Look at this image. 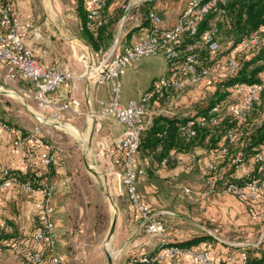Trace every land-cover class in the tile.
<instances>
[{
  "label": "crops",
  "instance_id": "1",
  "mask_svg": "<svg viewBox=\"0 0 264 264\" xmlns=\"http://www.w3.org/2000/svg\"><path fill=\"white\" fill-rule=\"evenodd\" d=\"M8 1L20 16L25 43L34 50L44 65L63 66L73 74H79L86 69L81 55L87 56L88 66L99 59L97 45L80 35L77 0H72L71 7L65 6L64 0ZM134 1L124 22L119 1H112L106 6L105 11L110 17V22L104 28L106 39L103 44L100 42L99 46H116L122 50L125 46L135 43L152 24L149 11H154L160 17V28H171L177 23L186 5V0ZM86 2L88 7V0ZM26 23H30V26L27 27ZM168 70L167 64L166 71L153 76L145 91L151 87L154 79L166 74ZM207 80L208 78L204 79L200 85ZM122 82L123 75L121 84ZM11 84L14 88L4 91H18L22 96L21 89L27 82L18 80ZM101 85L108 87L102 90ZM209 89H212L210 82L204 94ZM143 93L128 97L122 102L139 98ZM56 94L63 99L79 98L82 102V112H66L62 123L57 125L49 112H43L38 105L28 102L26 106L33 115V122L29 126L12 122L14 125L7 129L2 126L3 121L0 120V168L22 172L37 170L38 173H45L42 183L56 185L51 197L54 206L56 254L62 258L63 264H94L90 262V258L93 253L91 250H96L95 239L100 232L96 226V206L100 202L89 195L88 191H93L96 187L97 190L100 189L97 174L103 179V183L107 181L106 175L112 176L114 199L126 197L128 201L125 191L120 193L118 177L111 172V161L121 156L114 142L123 134L126 126L114 118L105 120L100 135L113 143L110 150L102 151L98 143L99 136L93 133L92 114L101 110L102 101L111 98L110 84H97L90 79H72L68 85L61 86ZM180 100L183 101V97ZM188 111L177 110L184 114ZM148 112L147 125L151 123L154 115L174 111L152 106ZM41 117L46 119V124L42 126L43 143L27 140L23 146L16 147L14 140L22 134L21 130L32 131L39 124ZM46 152L54 156L49 165H46L42 158ZM29 154L32 160L25 164L24 157ZM175 158L174 166L162 164L158 167L150 155H142L139 152L135 156V166L142 170L138 190L157 218L165 223L167 239L177 243L207 236L206 240L191 248H207L214 257L220 259L233 256L235 260H239L244 250L248 249L264 251V191L260 192L252 206H247L234 194L212 186L205 172L211 156L205 150L197 147L192 152H179ZM255 166L256 159L251 156L243 167L235 170L234 176L242 178ZM117 169L120 167L117 166ZM197 172L201 173L203 180H198L197 175L192 182L190 178ZM89 175L94 183L88 181ZM44 197L41 190L27 191L15 180L1 184L0 228L6 231L14 230L23 236L25 242L33 234L34 219L39 203ZM127 209L129 210V202L122 209L118 205L113 241L125 238V243L129 244L132 240L130 249L140 250L141 254L147 253L146 250H159L162 238L149 234L137 216L130 214L126 219ZM155 242L157 246L154 247ZM16 250L0 245V264H32ZM7 251L8 254L17 253L11 255L14 260L7 255ZM83 252L86 254L85 258L80 260Z\"/></svg>",
  "mask_w": 264,
  "mask_h": 264
},
{
  "label": "built area",
  "instance_id": "2",
  "mask_svg": "<svg viewBox=\"0 0 264 264\" xmlns=\"http://www.w3.org/2000/svg\"><path fill=\"white\" fill-rule=\"evenodd\" d=\"M109 0H88L89 27L94 24L102 25L106 22L102 9ZM123 9L122 21L130 12L134 0H117ZM226 0H186V5L177 23L171 28H160V17L151 11L149 17L152 20L151 26L139 39L124 49L119 50L116 46L100 48L99 59L88 66L89 62L85 54L81 59L86 64V69L73 74L63 66H46L40 62L34 50L25 43L22 35V22L16 9L8 0H0V74L8 81H25L27 85L22 87V96L26 100L35 101L43 112H49L55 124L60 125L63 116L68 111L80 113L82 102L79 98H60L56 93L61 86L68 85L72 79L84 81L90 79L97 84L108 83L111 86L112 96L108 100L101 102L102 108L92 114L93 133L98 138L101 150L111 148L112 143L102 137L101 131L106 119L114 118L125 124L123 134L114 142L121 156L111 161V172L120 181V193L125 191L129 208L133 215L137 216L149 234H155L162 238V245L154 253H143L133 256L134 264H181L187 261L190 264H248L246 254H242L239 260L233 256L227 259H220L213 256L211 250L207 248L195 249L184 247L167 239V227L165 223L157 218L149 204L145 202L138 190L139 176L141 169L135 166V156L137 155L143 130L147 126L148 106L154 93L162 95L164 90L180 89L187 85L200 83L205 77L213 74V69L199 68L198 47L207 46L214 56L221 47L220 42L215 38L216 28H211L203 32L194 41H186V38L198 35L199 24L203 17L209 12L218 9ZM27 27L30 23L25 24ZM259 42L258 32L251 33L243 42L242 48L256 46ZM153 54H162L169 66L166 74L153 80L151 87L139 98H132L126 103L120 100L121 76L128 67L143 57ZM237 66L235 59H231L228 67L221 76H226L234 71ZM264 88V71L262 80L259 83L247 85L240 83L237 90L243 94L242 100L228 107V110L239 118H244L251 110L253 104L260 99L261 91ZM212 112L215 113L213 121H217L223 114V109L219 105L214 106ZM46 124L44 117L40 118L39 124L29 131L25 136L20 133L14 140L16 147L23 146L27 140H34L38 144L43 143L42 126ZM193 121L186 124L187 133L194 134L192 129ZM4 128L10 126L2 122ZM231 137V133L229 134ZM43 161L46 165L52 163L54 156L49 152L43 153ZM257 160H264V151L256 152ZM32 156L26 155L24 163L28 164ZM166 162V159L163 161ZM232 162L237 163V168L244 166L243 154H238ZM117 166L120 169H117ZM264 167V165L262 166ZM211 170L216 169L213 162L209 163ZM7 169L0 168V177L6 174ZM224 178L223 174L220 176ZM13 179L8 178L2 184H6ZM215 189L229 192L237 196L247 206L257 200L260 192L264 191V179L251 178L243 184L233 181L225 182L222 185L213 177L210 179ZM23 188L34 192L41 190L44 199L39 203L37 213L38 226L33 232V243L36 250H16L23 257L25 256L32 264H63L61 257L56 254L55 249V222L54 206L51 197L56 188L55 184L45 182L41 187H33L30 183H23ZM253 212L254 209L252 208ZM16 245V244H15ZM45 246L50 247L49 256L45 254L47 250H41Z\"/></svg>",
  "mask_w": 264,
  "mask_h": 264
},
{
  "label": "trees",
  "instance_id": "3",
  "mask_svg": "<svg viewBox=\"0 0 264 264\" xmlns=\"http://www.w3.org/2000/svg\"><path fill=\"white\" fill-rule=\"evenodd\" d=\"M112 1L115 0H109L102 9L106 22L102 25L94 24L93 27H89L87 2L86 0H77L80 35L92 44L97 45L98 49L109 47L99 46V43L103 44L106 39L104 28L109 24L110 17L107 15L105 8ZM148 13L150 14V11ZM123 14L124 12L122 16ZM211 28H216L215 38L220 42L221 47L214 56L207 46L198 47L199 68L207 67L214 70L217 66L222 69V73L228 67L229 61L235 59L237 62L235 70L229 72L226 76L210 74L205 77L204 79L208 78L212 89H209L195 108L188 111L187 114L161 112L154 115L151 123L142 132L138 153L150 155L158 167L162 164L174 166L177 153L192 152L199 147L211 156L210 162L216 165L214 170L209 168L210 162L206 165L205 172L209 180L215 177L220 185L229 181L243 184L251 178L263 180L264 167L262 166L264 160H257L255 154L260 150L264 151V88L261 91L259 101L253 104L244 118L237 117L228 110V107L239 103L243 98V94L237 90L238 84L251 85L262 80L264 71V0H226L225 4L203 17L199 24L198 35L186 38V41H194L203 32ZM254 31L258 32V44L242 48V42ZM222 40L227 42L229 51L228 54L220 56L223 51ZM200 83L187 85L180 89L164 90L162 95L154 93L148 108L152 106L160 108L167 101L173 102L183 92ZM217 105L222 107L223 114L217 121H213L215 113L212 112V109ZM189 120L193 121L192 129L195 133L192 135L187 133L186 124ZM4 122L9 126L14 125L9 121ZM21 132L23 136L28 133L26 129H22ZM230 133L231 137L229 136ZM240 153L243 154L244 163L247 162L249 157L254 156L256 166L242 178H236L234 172L237 170V163H233L232 160ZM165 159L166 162H163ZM221 174L224 178L220 177ZM44 175L45 173H38L37 170L22 172L7 169L6 174L0 177V185L6 179L11 178L21 186L23 183H30L31 186L37 188L43 185L41 180ZM102 209V203H98L96 206V226L100 230L103 229L101 226H104L107 221L106 212ZM38 224L36 218L34 231ZM22 238L23 236L14 230L6 231L0 228V245L17 250L37 249L32 240L33 234L25 242ZM206 239L207 236H198L177 243L184 247H191ZM41 250H47L45 254L48 255L49 250L52 249L45 246ZM258 251L244 250V254L248 258V264H264V251H259L256 254ZM24 258L28 261L25 256ZM181 264L190 263L182 261Z\"/></svg>",
  "mask_w": 264,
  "mask_h": 264
},
{
  "label": "rangeland",
  "instance_id": "4",
  "mask_svg": "<svg viewBox=\"0 0 264 264\" xmlns=\"http://www.w3.org/2000/svg\"><path fill=\"white\" fill-rule=\"evenodd\" d=\"M63 2L65 6H73L72 0H64ZM222 41L223 51L220 53V56L228 54L229 51L227 47V42L224 40ZM166 68V60L162 54H153L139 58L135 62L134 67L132 69L126 70V72L123 74L120 100L124 101L128 97H136L143 93L147 89L148 85L151 83L152 77L161 75L163 72L166 71ZM215 68L216 69L213 70V75L216 76L218 74H221L222 69L218 68L217 66ZM208 81L209 80L203 82V84L201 85L199 84L200 86L197 85L189 89L188 91L183 92L180 96H178L176 100H173V102L167 101V103L163 104L160 109H169L173 110L174 112H177V110L179 109H183V111L194 109L196 104L200 102L201 98L204 96V92L207 90V86L209 83ZM11 83L12 81L6 80L3 74H0V120H2L3 122H18L19 124H26L29 126L30 123L33 122V115L31 114V111L27 108L26 103L29 102L33 103L32 105H35L36 102L34 101V103L30 102L31 100H26L23 96L18 93V91L16 93L4 91L10 88H14ZM101 87L103 90L108 87V85H101ZM182 97L183 101L180 100ZM83 172L86 175V172ZM96 176H98L96 177V179L98 178L97 180L100 185V189L97 190L96 187L95 190L88 191V194L92 195L93 198L98 199V201L102 203V210L106 212L107 221L104 226H101L103 229L98 232V237L95 239L94 249L96 250H91V252L93 253L92 257L90 258V262H93L94 264H108V258L106 254V250H108L113 257L114 264H134L132 261L133 256L140 255L141 251L130 249L132 246V240H130L128 244V242L125 243V238H120L113 241L112 236L109 240L107 239L113 216H118V205L122 209L124 206H126L128 201L126 197H119L117 199H114V194L111 188L113 182L112 176L107 177L106 175V184L103 183V179L98 174ZM196 177L198 180H203V178H201V173L199 174L197 172L195 175L191 176V181L193 182L192 179L194 178L195 180ZM88 181L90 183H94V180L90 178V175L88 177ZM156 183L159 186L158 180H156ZM110 196L113 198V201L109 199ZM126 214V219L130 217V214L133 215L130 208L129 210L127 209ZM133 217H135V215H133ZM36 218L37 214L35 216V219ZM154 244V247L157 246L156 242ZM155 251L156 250H146L145 252L154 253ZM13 254L16 255L17 253L14 252ZM13 254L10 252L8 254L7 251V255H9V257L14 260V257L11 256ZM85 255V252H83L80 260H84Z\"/></svg>",
  "mask_w": 264,
  "mask_h": 264
},
{
  "label": "water",
  "instance_id": "5",
  "mask_svg": "<svg viewBox=\"0 0 264 264\" xmlns=\"http://www.w3.org/2000/svg\"><path fill=\"white\" fill-rule=\"evenodd\" d=\"M110 199H111V201H113V198L111 196H110ZM116 219H117V216L114 215L113 219L111 221V225H110V229H109L108 235H107V239L108 240L112 237V235L114 233ZM106 254H107V258H108V264H114L113 257L111 255V253L108 250H106Z\"/></svg>",
  "mask_w": 264,
  "mask_h": 264
}]
</instances>
